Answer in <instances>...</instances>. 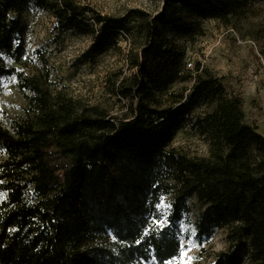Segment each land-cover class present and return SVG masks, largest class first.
I'll use <instances>...</instances> for the list:
<instances>
[{
  "label": "trees",
  "instance_id": "16d2710c",
  "mask_svg": "<svg viewBox=\"0 0 264 264\" xmlns=\"http://www.w3.org/2000/svg\"><path fill=\"white\" fill-rule=\"evenodd\" d=\"M23 1L0 0V53L19 46L20 22L9 14ZM33 1L61 27L91 34V49L114 47L125 32L138 50L126 54L134 70L111 82L123 116L38 88L31 116L0 122V264H172L191 198L203 206L200 234L226 229L228 246L211 264H264V136L244 122L241 98L199 62L190 87L170 91L185 55L170 36L184 27L180 12L225 17L235 0H163L155 14L133 8L92 22L74 0ZM150 59L160 63L149 69ZM7 73L0 58V79ZM199 104L208 152L190 155L172 141Z\"/></svg>",
  "mask_w": 264,
  "mask_h": 264
},
{
  "label": "rangeland",
  "instance_id": "374dc122",
  "mask_svg": "<svg viewBox=\"0 0 264 264\" xmlns=\"http://www.w3.org/2000/svg\"><path fill=\"white\" fill-rule=\"evenodd\" d=\"M93 21L95 14L121 15L129 9L155 14L162 9L163 0H74ZM235 6L225 17H210L181 11L180 26L170 33L185 55L179 65L181 77L170 91L189 88L199 70L220 77L227 94L242 100L244 122L264 136V0H235ZM20 22L21 35L15 39L13 54L0 53L9 73L0 79V122L11 127L33 114V96L38 88L51 93L58 91L81 101L99 104L111 114L123 116L125 100L112 92L114 72L121 70L128 76L126 54L137 45L130 35L121 32L117 45L100 51L91 49L93 36L71 27H61L53 14L38 7L33 0H24L20 11L10 12ZM179 32V33H178ZM90 50V51H89ZM92 58V59H89ZM192 62L191 74L183 72V65ZM160 59L148 61L153 69ZM204 104L195 107L177 129L172 146L190 155H204L208 144L200 133L197 116H202ZM5 192H0V200ZM189 211L177 221L176 234L180 240L179 254L172 264H211L215 254L228 246L226 229L217 228L211 234H200L196 221L203 206L194 198L188 201ZM170 201L165 196L158 209L163 221L169 214Z\"/></svg>",
  "mask_w": 264,
  "mask_h": 264
},
{
  "label": "built area",
  "instance_id": "2783aa9c",
  "mask_svg": "<svg viewBox=\"0 0 264 264\" xmlns=\"http://www.w3.org/2000/svg\"><path fill=\"white\" fill-rule=\"evenodd\" d=\"M188 68L192 67V62L187 63Z\"/></svg>",
  "mask_w": 264,
  "mask_h": 264
}]
</instances>
